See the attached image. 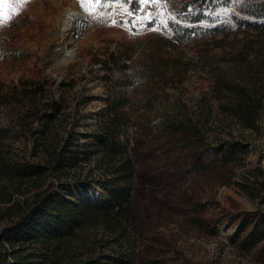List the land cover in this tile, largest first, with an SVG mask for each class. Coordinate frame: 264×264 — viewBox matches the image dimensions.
I'll use <instances>...</instances> for the list:
<instances>
[{
    "label": "trees",
    "instance_id": "obj_1",
    "mask_svg": "<svg viewBox=\"0 0 264 264\" xmlns=\"http://www.w3.org/2000/svg\"><path fill=\"white\" fill-rule=\"evenodd\" d=\"M168 8L164 23L142 17L143 33L81 49L73 64H86L60 80L26 62V13L0 21V57L22 71L0 77V264H137L129 145L143 122L211 135L236 191L257 201L264 169L246 166L250 143L232 128L264 135V0ZM193 76L207 84L196 102L180 93Z\"/></svg>",
    "mask_w": 264,
    "mask_h": 264
},
{
    "label": "rangeland",
    "instance_id": "obj_2",
    "mask_svg": "<svg viewBox=\"0 0 264 264\" xmlns=\"http://www.w3.org/2000/svg\"><path fill=\"white\" fill-rule=\"evenodd\" d=\"M129 1L112 0L97 20L91 0H0V21L26 13L28 22L17 39L18 45L28 52L26 62L31 64L38 58L43 74L60 80L66 69L79 70L86 64L85 60L81 65L73 64L81 49L100 48L103 37L120 36L123 31L145 32L139 22L142 17L149 19L152 14L164 23V15H172L169 0H131V4ZM244 1L234 0L236 4ZM68 8L86 14L96 24L91 29L85 26L81 33L87 34L82 37L75 38L76 33L71 31L63 35L61 40L73 51L65 65L55 70L60 48L52 49L44 61L42 58L60 15ZM133 8L137 17L132 14ZM227 8L218 13L228 19ZM116 17L122 20L121 24L113 23ZM52 41L51 48L61 47L55 39ZM21 73L16 64H8L0 57V77ZM205 90V80L193 76L180 93L188 101L196 102ZM92 92L95 100L87 109L94 116L102 93L99 82L93 83ZM232 133L242 135L250 143L246 166L264 169V135L238 127H233ZM214 145L211 135L203 138L172 128L159 119L143 122L131 135L132 224L137 238V264H264V182L257 201L250 202L236 191V176H231L229 164ZM251 231L255 232L253 236Z\"/></svg>",
    "mask_w": 264,
    "mask_h": 264
},
{
    "label": "bare ground",
    "instance_id": "obj_3",
    "mask_svg": "<svg viewBox=\"0 0 264 264\" xmlns=\"http://www.w3.org/2000/svg\"><path fill=\"white\" fill-rule=\"evenodd\" d=\"M92 6L96 10V6L94 3H92ZM69 8L66 9L65 12H63L60 15L59 24L56 27L53 37H52V40L55 39L57 43L61 45V47H53L49 51V53H51L52 49H55V48L61 49V50L60 49L58 50V52L60 53L59 58L56 61V64L58 65H63L69 60L70 58L69 54L72 48V47L68 48L67 45L64 43V41L61 40L63 38V35L68 34L71 31V32L76 33L75 38H79V37H82V35L84 36L85 34H87L84 32L81 33V31L83 30L85 26L89 25L91 29L96 24V23H91L88 16L84 13H77V15L70 14ZM97 20H98V17H97Z\"/></svg>",
    "mask_w": 264,
    "mask_h": 264
},
{
    "label": "water",
    "instance_id": "obj_4",
    "mask_svg": "<svg viewBox=\"0 0 264 264\" xmlns=\"http://www.w3.org/2000/svg\"><path fill=\"white\" fill-rule=\"evenodd\" d=\"M111 1L112 0H91V5H92V3H94L95 4V6H96V15H97V17H98V20L100 19V13L105 9V7L108 5V3H111ZM77 13H81L80 11H78V10H70V14H75V15H77ZM53 37V36H52ZM52 45H53V41H52V38L49 40V42H48V44H47V46H46V49H45V51H44V56H43V58H42V60L44 61V59L47 57V55L49 54V51H50V49H51V47H52ZM72 51H73V47L71 48V52H70V58H71V54H72ZM69 58V59H70ZM63 65H65V64H63ZM63 65H55V70H57V69H59L61 66H63Z\"/></svg>",
    "mask_w": 264,
    "mask_h": 264
},
{
    "label": "snow or ice",
    "instance_id": "obj_5",
    "mask_svg": "<svg viewBox=\"0 0 264 264\" xmlns=\"http://www.w3.org/2000/svg\"><path fill=\"white\" fill-rule=\"evenodd\" d=\"M82 6H83V5H82ZM87 10H88L90 13L92 12V8H91V7H89ZM113 23L115 24L116 21H113ZM0 26H2V24H0Z\"/></svg>",
    "mask_w": 264,
    "mask_h": 264
}]
</instances>
